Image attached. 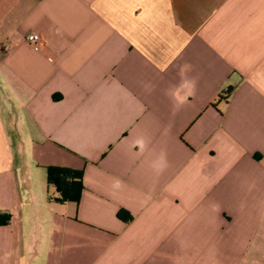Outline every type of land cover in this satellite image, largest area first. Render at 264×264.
I'll use <instances>...</instances> for the list:
<instances>
[{
	"label": "crops",
	"instance_id": "obj_1",
	"mask_svg": "<svg viewBox=\"0 0 264 264\" xmlns=\"http://www.w3.org/2000/svg\"><path fill=\"white\" fill-rule=\"evenodd\" d=\"M0 214V264H264V0H0Z\"/></svg>",
	"mask_w": 264,
	"mask_h": 264
},
{
	"label": "trees",
	"instance_id": "obj_2",
	"mask_svg": "<svg viewBox=\"0 0 264 264\" xmlns=\"http://www.w3.org/2000/svg\"><path fill=\"white\" fill-rule=\"evenodd\" d=\"M47 180L53 183L60 196L58 201H78L83 188L82 171L67 167L48 166ZM120 216V212L118 213ZM8 214H0V224H6Z\"/></svg>",
	"mask_w": 264,
	"mask_h": 264
},
{
	"label": "built area",
	"instance_id": "obj_3",
	"mask_svg": "<svg viewBox=\"0 0 264 264\" xmlns=\"http://www.w3.org/2000/svg\"><path fill=\"white\" fill-rule=\"evenodd\" d=\"M39 34L36 32H30L26 35V40L29 43H35L39 40Z\"/></svg>",
	"mask_w": 264,
	"mask_h": 264
},
{
	"label": "clouds",
	"instance_id": "obj_4",
	"mask_svg": "<svg viewBox=\"0 0 264 264\" xmlns=\"http://www.w3.org/2000/svg\"><path fill=\"white\" fill-rule=\"evenodd\" d=\"M142 143V142H141ZM161 159H163V157H161Z\"/></svg>",
	"mask_w": 264,
	"mask_h": 264
}]
</instances>
